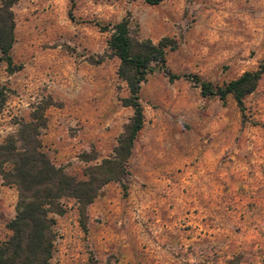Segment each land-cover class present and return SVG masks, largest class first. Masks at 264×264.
<instances>
[{
  "label": "rangeland",
  "instance_id": "374dc122",
  "mask_svg": "<svg viewBox=\"0 0 264 264\" xmlns=\"http://www.w3.org/2000/svg\"><path fill=\"white\" fill-rule=\"evenodd\" d=\"M10 10L19 68L8 74L0 63V142L49 102L41 149L78 179L111 157L132 113L120 103L127 89L109 31L95 23L125 17L140 39H173L168 71L218 85L264 56V0H16ZM193 85L159 70L141 82L143 123L126 173L87 206L85 231L72 200L53 215L50 264H264V73L242 111ZM15 202L0 178V242Z\"/></svg>",
  "mask_w": 264,
  "mask_h": 264
},
{
  "label": "trees",
  "instance_id": "16d2710c",
  "mask_svg": "<svg viewBox=\"0 0 264 264\" xmlns=\"http://www.w3.org/2000/svg\"><path fill=\"white\" fill-rule=\"evenodd\" d=\"M15 1L0 0V63L5 64L8 74L19 68L13 64L10 55V7ZM68 1L71 7L74 0ZM142 1L155 5L161 0ZM95 24L100 30L109 31L106 46L109 53L118 60L116 75L127 89V95L120 99V103L130 107L132 113L116 137L111 157L87 165L80 179L54 164L41 149L39 133L46 124L43 111L50 105L49 102L32 113L29 120L16 122L15 131L7 134L0 142V178L3 184L14 186L16 190L14 215L6 223L9 235L0 242V264H50L55 238L53 215L65 212L64 202L67 200H72L79 225L85 231L87 206L106 183H120L126 173L127 159L143 123L139 88L149 73L162 71L169 80L188 78L193 86L198 87L202 98L216 97L224 102L230 95L240 111L243 110L244 97L254 90L259 77L264 73L263 56L254 70L244 71L220 85L196 75L172 74L166 68V54L175 48L173 39L166 36L156 42L148 38L140 39L131 34L125 17L114 23ZM7 92V88L0 83V111L5 104ZM120 186L125 191V186Z\"/></svg>",
  "mask_w": 264,
  "mask_h": 264
}]
</instances>
